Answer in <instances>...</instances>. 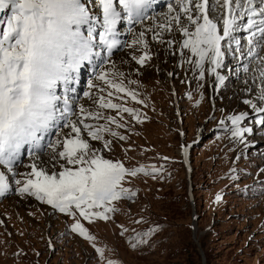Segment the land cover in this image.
Returning a JSON list of instances; mask_svg holds the SVG:
<instances>
[{
  "label": "rangeland",
  "instance_id": "rangeland-1",
  "mask_svg": "<svg viewBox=\"0 0 264 264\" xmlns=\"http://www.w3.org/2000/svg\"><path fill=\"white\" fill-rule=\"evenodd\" d=\"M152 32L143 33L152 37ZM145 36L151 48L140 44L143 49L138 47V52L121 53L105 70L122 73L124 86L137 93L142 103L123 93L117 94L122 99L114 97L113 102L135 110L142 122L87 101L85 106L93 112L115 116L123 127L108 126L126 139L105 132L110 148L104 149V140L85 137L90 148L105 159L122 163L126 169L144 167L151 172L155 168L157 174L126 176L121 186L135 196L113 202L115 211L108 213L107 221L88 223L78 212L75 219L58 215L50 205L40 206L29 196L6 197L0 202V264H264V159L248 155H257L264 135L259 130V135L250 137L254 143L242 155V142L233 143L230 131L217 129L220 121L251 112L245 101L253 97L230 95L231 89L243 87V82L229 80L223 90H217L219 99L210 100L207 61L203 79L197 67L189 81L186 64L190 67L191 53L187 49V57L178 63V46L167 49L172 31L162 29L156 43ZM145 51L151 59L140 65L137 59ZM254 90L259 92V87ZM139 108H146L147 115ZM101 120L108 124L107 119ZM190 143L189 173L184 154ZM45 157L21 169L24 177L20 180H26L32 164L49 173L63 170V162L57 164L52 156ZM41 159L48 168L43 169ZM217 195L222 197L219 202ZM77 221L94 241L72 231ZM153 228L156 231L146 243L132 247L137 234ZM96 248L104 250L103 258Z\"/></svg>",
  "mask_w": 264,
  "mask_h": 264
},
{
  "label": "snow or ice",
  "instance_id": "snow-or-ice-1",
  "mask_svg": "<svg viewBox=\"0 0 264 264\" xmlns=\"http://www.w3.org/2000/svg\"><path fill=\"white\" fill-rule=\"evenodd\" d=\"M155 2L156 0H97L98 12H102L103 28L99 44L111 54L118 43L115 38L118 23L123 19L130 24L141 23L148 18V11ZM176 3L179 10L169 7L168 11L177 14L168 19L167 24L157 27L171 31L173 22L177 25L178 31L185 37L182 48L188 49L197 58L195 64L200 70L201 79L207 61L219 83H224V76L219 75L218 70L224 67L223 60L229 51L236 53L241 49L239 40L234 35L241 30V21L249 31V55H254V47L264 46V0H214L220 8V14L215 18H210L214 9L209 0H197L195 3L193 0H176ZM6 7L11 8L12 15L4 25H0V166L11 173L24 145L39 148L43 134L50 130L57 119L66 118L70 111L69 97L62 98L56 94L58 86L63 84L67 91L76 81L83 65L92 64L93 57L100 56L101 53L94 51V25L100 23L98 15L83 0H0V11ZM180 13L186 16L190 26L181 23ZM132 43L142 44L147 48L143 32ZM149 59L151 57L145 51L137 59V63L143 65ZM247 70L244 69L245 72ZM110 75L115 77L116 73L96 70L94 79L100 83L89 84L90 89H96L100 93L94 98V102L100 109L127 113L137 122H142L135 110L113 102L114 97L122 99L117 94L123 93L133 101L142 103L137 99L136 92L127 89L122 80L118 82L110 79ZM260 76L264 84V70L260 71ZM259 92V104L251 101L245 103L250 104L253 110L264 113V87ZM86 95L93 98L91 92ZM61 102L63 107L58 108ZM80 113L84 120H108L105 125L83 123V129L87 130V137L91 140H104L105 132L120 140L126 139L108 126L115 124L123 127L115 116L103 117L102 112H91L83 107ZM245 119L246 115L243 113L233 115L228 121L232 125L231 129L228 128V122L221 121L222 130L230 131L234 138L243 139L251 131L242 127ZM259 122L264 124V119ZM69 127L74 138L58 141L63 150L55 154L57 164L63 161L60 165L63 170L49 173L38 170L32 164L31 172L19 191L73 219L78 212L88 223L97 219L107 221L110 219L108 213L115 211L113 202L122 198L131 200L135 196L130 189L121 186L125 177H135L138 174L155 176L157 170L153 168L149 172L144 167L126 169L122 163L105 159L90 148L87 137H81V127L77 124H70ZM103 148L109 149L110 142L104 140ZM15 183L20 185L21 181L17 179ZM8 190V177L5 171L0 170V196ZM221 199L220 195L216 196L217 202ZM96 209L102 211H95ZM72 231L87 240H95L79 221L73 225ZM155 231L153 228L146 233L137 234L132 247L146 243ZM95 250L103 258L104 250ZM108 264L114 262L109 261Z\"/></svg>",
  "mask_w": 264,
  "mask_h": 264
},
{
  "label": "bare ground",
  "instance_id": "bare-ground-1",
  "mask_svg": "<svg viewBox=\"0 0 264 264\" xmlns=\"http://www.w3.org/2000/svg\"><path fill=\"white\" fill-rule=\"evenodd\" d=\"M168 23V20H167V17H166V15H160L159 16V22L158 23H153V24H150L149 25V28H151V29H153V31H154V29L155 28H158L157 27V25H163V24H167ZM171 31H172V35H173V38L172 39H168V42H167V49H171V47H177L178 46V51L179 52H181V53H179L178 54V63L180 62V60L181 59H183V57L184 56H186L187 57V54H185V53H187V49H183L182 48V46H181V44H182V42H183V40L185 39V37L182 35V34H177V31H178V28L176 29V28H174L173 26H172V28H171ZM141 33V32H140ZM153 33V32H152ZM156 33V34H155ZM157 33H158V31L157 32H155L154 31V33H153V36L151 37V35H149L148 34V36H145V37H148V38H151V39H149V40H152L154 43H156V39H153V37L154 36H156L157 35ZM147 35V34H146ZM168 35V34H167ZM146 42H147V50L149 49V48H151V45L150 44H148V39L146 40V39H144ZM156 40V41H155ZM172 41L173 42H178V44L177 45H174V43H172ZM158 45V44H157ZM183 53V54H182ZM189 53V52H188ZM175 54V53H174ZM196 57H193L192 55H190V56H188V61H187V63H189V60H191L192 62L190 63V67L186 64V69L190 72V74H189V81H191V79L192 78H194V74H195V70H196V68H197V66H196V64H195V61H196ZM207 64V81H208V85H209V87H211L212 88V90H210V93H209V97H210V100H215V101H217L218 99H219V92L217 91L218 89L219 90H223L224 88H225V86L226 85H221V84H216V82H217V79H216V77H213L212 75H211V65L207 62L206 63ZM193 68V69H192ZM255 69H257V68H255ZM205 73V72H204ZM255 75H257V76H259V73H256ZM192 76V77H191ZM205 76V75H204ZM237 76H238V74L237 73H234V74H231V76L229 77V79L230 80H232V81H236V79H237ZM175 77V76H174ZM246 78V77H245ZM206 81V82H207ZM243 82V81H242ZM189 83V82H188ZM229 83V82H228ZM231 83V82H230ZM173 84V83H172ZM239 84V83H238ZM261 84H259V86H260ZM214 86H216V89L215 90H213V87ZM234 86V85H233ZM257 86L258 85H252L251 84V86H247V87H242L241 85H237L236 87H234V88H232L231 90V92L229 93L230 95H233V96H235L236 95V93H239L238 95L239 96H245V95H248V96H252L253 98L251 99V102L252 103H258V99H257V96L260 94L258 91H255L254 90V88L256 87L257 88ZM229 88V87H228ZM229 90V89H228ZM212 92H213V94H212ZM246 98V97H245ZM245 104H247V103H245ZM259 104V103H258ZM250 105V104H249ZM237 106V108H239V104L238 105H236ZM243 107V106H242ZM249 107V106H248ZM251 107V106H250ZM242 113L243 114H250V115H252L253 117H259L260 116V114L261 113H259L258 111H255V110H252L251 112H248V111H242ZM251 117V116H250ZM229 121V120H228ZM221 122V121H220ZM230 124V123H229ZM231 125V124H230ZM231 127H232V125H231ZM256 134L257 133H253V134H248V135H245L244 137H243V139L246 137V140L241 144V146L240 147H242L241 148V150H240V152L239 153H241L242 155L243 154H245V152H247V149L249 148V147H251V145L254 143V141H252L251 139L249 140V138L250 137H253V136H256ZM259 135V134H258ZM243 139H239V138H233V143H238L239 141H241V140H243ZM254 139H255V137H254ZM261 142H264V139L262 140V139H259ZM248 144L247 146L246 145H243V144ZM249 151V150H248ZM182 152H183V150L181 151V154H182ZM253 153V152H252ZM183 155V154H182ZM248 155H252V157H255V156H263V159H264V145H263V147L262 148H260L259 150H258V152H257V155H256V153L254 152L253 154H248ZM183 157V156H182ZM251 157V158H252ZM39 163H41L42 165H43V169L44 168H48V166H46V163H45V159L43 160V159H41V162H39ZM48 165V164H47ZM37 166V165H36ZM51 166V165H50Z\"/></svg>",
  "mask_w": 264,
  "mask_h": 264
}]
</instances>
